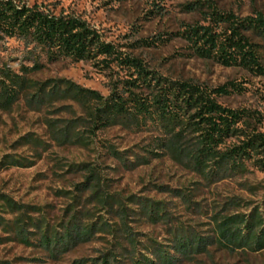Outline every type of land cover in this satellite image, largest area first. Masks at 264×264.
I'll return each mask as SVG.
<instances>
[{
    "label": "trees",
    "instance_id": "16d2710c",
    "mask_svg": "<svg viewBox=\"0 0 264 264\" xmlns=\"http://www.w3.org/2000/svg\"><path fill=\"white\" fill-rule=\"evenodd\" d=\"M161 10L156 6L150 13L158 17ZM181 10L198 15L199 20L182 24L181 30L168 34L169 37L182 39L197 58L264 78V13L255 11L241 17L220 9L213 0H194L182 5ZM9 39L24 42L26 48L32 46L29 50L32 56L39 49L47 63L67 59L73 63L90 62L110 73L116 69L124 73L122 78H112L109 95L102 96L66 79L29 78L45 67L37 56L31 67L21 65L19 72L7 62L0 64V112H10L20 100L33 111L53 108L49 114L58 118L47 119L46 126L56 145L76 146L93 153L100 149L127 170L169 156L207 184L247 175L251 169L264 172L260 113L232 109L218 102L220 97L242 94L246 89L240 83L230 81L208 87L165 77L140 58L105 41L98 30L80 17L65 12L55 14L41 5H28L21 0H0V42ZM166 41L169 40L159 37L139 39L131 48H150ZM64 102L71 104L60 105ZM64 112L71 116L59 117ZM80 127L82 130H78ZM114 127L149 133L152 141L141 150L145 155L139 156L132 150L119 152L97 138L98 132ZM12 147L29 148L32 154L4 155L0 171L33 167L51 144L28 133L20 136ZM131 156L135 161H130ZM56 165L62 167L60 161ZM65 171L86 175L73 188L55 192L57 197L67 200L59 216L49 215L53 209L49 204L20 203L0 193V245L14 243L38 250L49 259L89 243L104 247L97 257L75 264H155L149 253L162 264L179 261L171 255L169 245L134 229L144 223H170L172 218L165 202L112 191L97 165L91 163H69ZM155 187L178 197L188 210L198 205L191 200V189ZM253 189L264 190V178ZM241 208L248 212L230 213ZM209 219L213 233L209 237L198 235L189 225L170 227L172 249L187 260L202 253L208 242L228 251H264V195L256 206L240 200L217 206ZM21 261L25 259H0V264Z\"/></svg>",
    "mask_w": 264,
    "mask_h": 264
},
{
    "label": "rangeland",
    "instance_id": "374dc122",
    "mask_svg": "<svg viewBox=\"0 0 264 264\" xmlns=\"http://www.w3.org/2000/svg\"><path fill=\"white\" fill-rule=\"evenodd\" d=\"M28 5L38 4L58 14L70 13L80 17L90 26L98 30L103 39L121 47L127 54L143 60L148 67L165 77L172 79L190 80L208 87L221 86L227 82L240 83L246 90L240 94L218 98L223 106L232 109H250L259 112L262 117L261 131L264 132V78L255 77L238 68L220 66L210 60H203L192 55L188 45L180 38H171L168 34L181 30L184 23L199 20L196 14H185L181 6L194 0H21ZM224 10L231 11L244 17L255 11L264 13V0H213ZM159 6L161 15L153 16L150 11ZM168 39L164 44L150 48H131V44L139 39ZM26 48L24 42L9 39L0 42V64L7 62L19 72L21 65L31 67L34 57L44 64L40 72L29 75L38 81L48 79H66L77 85L99 92L102 96L110 93V81L113 77H124V73L116 69L114 73L102 71L90 62L73 63L70 60H59L47 63L45 56L36 49L34 56ZM36 54V55H35ZM61 104H71L64 102ZM76 108V107H75ZM53 108L33 111L24 100H20L8 113L0 112V160L6 154L31 156L29 148L12 147L13 143L25 134L31 133L51 144V148L42 154V158L30 168H10L0 171V193L9 195L15 201L35 205H51L49 215L59 216L67 200L59 198L55 192L60 189H71L73 185L85 180V172L66 173L69 163H91L97 165L103 177L111 185V190L123 195L135 194L152 198L166 203L172 218L170 223L138 225L134 229L149 235L159 243L169 245L167 248L175 259L176 264H264V251L247 253L241 249L228 251L208 242L204 251L190 256V260L182 257L172 249L169 228L178 224L189 225L200 236H213L209 227V216L214 208L232 200L248 202L252 206L259 205L264 190L255 191L264 172L255 170L249 174L235 178L224 179L214 184H207L196 173H192L178 165L169 156L152 159L149 165L127 170L119 161L109 158L105 151L89 152L76 146H58L51 139L46 120L54 117L49 114ZM81 114V111L77 109ZM64 112L61 118L70 117ZM82 128L80 127V129ZM98 139L107 141L119 152L132 150L139 156L145 155L141 150L152 141L146 132H134L114 127L96 134ZM135 161V157H128ZM60 161L61 166L56 162ZM66 173V174H65ZM156 186L191 189V200L198 203L188 210L178 197L161 192ZM232 208L234 205H231ZM246 213L248 209H233L230 211ZM104 247L100 243H89L74 248L69 253L56 259L45 257L38 250L24 248L9 243L0 245V259L13 260L24 258L17 264H75L82 259L98 256ZM175 256V257H174ZM155 264H162L154 254L148 255ZM33 258L43 261L28 262Z\"/></svg>",
    "mask_w": 264,
    "mask_h": 264
}]
</instances>
